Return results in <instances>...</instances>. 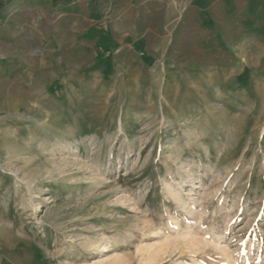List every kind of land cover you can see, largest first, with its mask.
I'll use <instances>...</instances> for the list:
<instances>
[{
	"label": "rangeland",
	"instance_id": "rangeland-1",
	"mask_svg": "<svg viewBox=\"0 0 264 264\" xmlns=\"http://www.w3.org/2000/svg\"><path fill=\"white\" fill-rule=\"evenodd\" d=\"M151 1L0 16V264H264V0Z\"/></svg>",
	"mask_w": 264,
	"mask_h": 264
},
{
	"label": "crops",
	"instance_id": "crops-1",
	"mask_svg": "<svg viewBox=\"0 0 264 264\" xmlns=\"http://www.w3.org/2000/svg\"><path fill=\"white\" fill-rule=\"evenodd\" d=\"M107 1L111 3L113 0H7L0 7V16L7 12H12L13 7H18L20 11H15V8L13 10L14 14L12 13L13 15L10 17L14 21H17L18 25L26 24V26H30V24L36 25L38 23L51 25L55 23V29L59 31L66 24H71L72 27L68 28L65 32L66 36L72 39L76 30L81 29L84 24H88L90 27L97 25L101 17L99 13L100 9ZM150 3L155 4L154 1ZM128 42V38L120 37L114 33L110 42L104 43L101 41L98 44L99 56H109L110 52L119 53L117 47L119 45L127 47ZM111 46L114 47L110 48ZM141 53L140 55L144 54L143 52Z\"/></svg>",
	"mask_w": 264,
	"mask_h": 264
},
{
	"label": "bare ground",
	"instance_id": "bare-ground-1",
	"mask_svg": "<svg viewBox=\"0 0 264 264\" xmlns=\"http://www.w3.org/2000/svg\"><path fill=\"white\" fill-rule=\"evenodd\" d=\"M52 150H54V147H52ZM60 169H62V168H59V173L62 171ZM151 259H152V257L149 256L146 262H150ZM106 264H128V261L126 260V257L123 255H114V257L109 259Z\"/></svg>",
	"mask_w": 264,
	"mask_h": 264
},
{
	"label": "built area",
	"instance_id": "built-area-1",
	"mask_svg": "<svg viewBox=\"0 0 264 264\" xmlns=\"http://www.w3.org/2000/svg\"><path fill=\"white\" fill-rule=\"evenodd\" d=\"M7 0H0V7H2ZM142 54V53H141Z\"/></svg>",
	"mask_w": 264,
	"mask_h": 264
}]
</instances>
